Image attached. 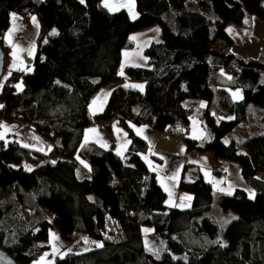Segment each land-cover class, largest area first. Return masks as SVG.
<instances>
[{"label":"trees","instance_id":"obj_1","mask_svg":"<svg viewBox=\"0 0 264 264\" xmlns=\"http://www.w3.org/2000/svg\"><path fill=\"white\" fill-rule=\"evenodd\" d=\"M135 7L132 19L101 0H0V44L7 58L3 35L10 14L36 13L40 20L32 69L14 70L0 89V120L26 122L53 146L48 153L14 137L0 139V248L17 264H38L37 253L48 247L44 242L54 227L96 243L86 251H65L52 264H264V63L232 51L235 38L228 29L246 25L251 16L264 18V0H135ZM154 24L160 40L144 49L150 65L124 67L131 79L144 81V90L117 84L93 116V96L120 79L122 51L133 46L130 33ZM53 27L56 33L42 43ZM19 79L23 88L17 91ZM235 88L242 89L238 100ZM187 98L207 101L202 116L212 138L203 139L204 148L185 133L193 111L183 103ZM112 115L129 137L123 154L83 141L85 127ZM256 115L263 132L248 137L244 151L235 140L225 142ZM141 124L159 131L171 125L189 152L196 148L215 161L239 163L255 197L240 187L215 195L200 173L193 180L183 174L178 188L192 194L190 205L167 204L142 156L148 143L135 130ZM214 171L225 172L218 163ZM214 198L237 214L225 230L226 242ZM145 234L168 249H148Z\"/></svg>","mask_w":264,"mask_h":264},{"label":"crops","instance_id":"obj_2","mask_svg":"<svg viewBox=\"0 0 264 264\" xmlns=\"http://www.w3.org/2000/svg\"><path fill=\"white\" fill-rule=\"evenodd\" d=\"M101 3L105 6V0H101ZM105 7L112 12L125 9L131 18L137 16L135 1L133 2L132 0H107V6ZM33 17L35 18L34 20ZM230 30L235 38L232 51L246 59L259 58L264 63V18L251 16L246 25H233ZM39 32L40 20L36 13H31L27 17L15 12L10 14L9 24L3 35L4 43L10 56H8L3 69L4 74L7 72L6 78L14 70H28L30 63L33 62L31 59L34 50H37L36 43ZM124 50L122 51V59L125 53ZM97 93L95 95H98ZM107 96H105L104 101L108 98ZM92 99L89 103L90 112ZM95 125L100 126L98 122H95ZM146 125L145 128L140 125L135 126L136 132L144 137L148 143V149L142 156L148 167L156 173L158 181L165 189L167 195L170 188H177V183L183 174L184 177L186 174L188 179L193 180L199 173L207 181L211 182L213 190L217 194L221 192L232 193L237 187L244 188L248 193L256 192V189L243 177L239 163L218 159L217 163L225 172L222 175L216 174L211 152L200 153L201 151H199L194 154L190 153L184 138L172 134L171 126L168 127L169 130L166 127L163 131H159L151 128L148 124ZM0 127V131L3 130L8 139L14 137L22 145L48 153L53 150L51 141L40 135L26 122L15 119L3 120L0 123ZM115 127L119 140L115 139L113 134L102 132L95 135V141L104 147L111 146L110 148L113 149L114 147L116 148V142H119L121 144L120 147L125 151L129 145V137L124 127H122L123 131L117 121L114 123L113 128ZM87 128L88 126L83 130V138ZM7 134H9L8 137ZM190 137L196 140H209L204 135L195 133L193 129L190 132ZM186 164L193 165H187L185 169L184 166ZM260 176L264 178V174ZM220 189H224V191ZM168 204L172 205L171 203Z\"/></svg>","mask_w":264,"mask_h":264},{"label":"rangeland","instance_id":"obj_3","mask_svg":"<svg viewBox=\"0 0 264 264\" xmlns=\"http://www.w3.org/2000/svg\"><path fill=\"white\" fill-rule=\"evenodd\" d=\"M133 2L135 0H132ZM137 12V10H136ZM137 15V14H136ZM136 17V16H135ZM133 19V18H132ZM228 29H231V25H228ZM56 29L53 27L49 32L47 33L46 36H44L41 39L42 43H45L48 41L49 36L53 34V32ZM130 37L133 40V46L126 48L124 51L123 59L121 57V64H120V69H119V74L123 72V75L120 74V79L114 82H109L106 84L104 87L100 89V91L97 93L98 95L93 96L92 103L90 105L91 113L94 116L95 114L100 113L105 105L104 98L106 95H109L110 91L113 89L114 86L117 84H123V85H131L133 87H136L140 90H144V81L142 80H136V79H131L126 72L124 71L125 65H136V66H149L148 62V57L144 51L145 47L150 45L152 41H158L160 40V26L159 24H154L139 30H135L130 33ZM38 47L36 43V48ZM38 50H34V53L36 54ZM33 53L31 61L34 60L35 54ZM11 55V54H10ZM10 57V56H9ZM39 57L42 59L44 57L43 52L40 51ZM32 63V62H31ZM30 63V66L28 67V71L32 69V65ZM6 74L4 72L2 73L0 77V89L2 85L5 83L6 80ZM132 83V84H131ZM17 85H20V87H17ZM142 86L137 87V86ZM16 90L19 91L23 88V82L22 79L17 80L15 83ZM232 96L235 100H238L242 97V89L241 88H235L231 90ZM108 97V96H107ZM107 100V99H106ZM187 106H193V111L190 116L188 128L186 129L185 133L187 136H190V132L192 129L195 131L197 134L204 135L206 139H211L212 138V132L209 128H207L204 125V119H203V109L207 105V101L205 99H190L187 98L183 102ZM256 114H262L261 112H258ZM227 117H231V115H228ZM3 120H0V123ZM94 121L93 124L88 126L83 141L87 140H93L95 141V135H98L100 133H106V134H113L115 136V139L119 140L120 138L118 137L116 133V127L113 128L112 130L102 128L98 125H95ZM262 119L260 116L256 115L254 116L251 120L241 122L235 129H233L231 132H229L224 140L225 142H230L231 140H235L237 147L239 150H245V141L248 137L251 135H255L259 132H263V128L261 126ZM119 124V123H118ZM116 125V124H115ZM120 126V124H119ZM140 126H143L142 128H145L147 126L146 124H141ZM169 126H167V129L169 130ZM121 129L124 131V129L121 126ZM0 136H3L4 139L6 138V133L3 132V130L0 131ZM9 135H7L8 137ZM121 144L119 142H116V148L114 147V150L118 152L119 154H123L125 151L122 150L120 147ZM111 146H107L109 148ZM200 153H204L203 151ZM194 154V153H193ZM78 159L81 163L87 164L85 159H82L80 156H78ZM213 163V160H212ZM217 164V161L215 162ZM185 178H187L185 174ZM190 180V179H189ZM192 180V179H191ZM171 186L170 184H168ZM215 195L217 194L214 191ZM192 194L190 192L181 190L178 188V183H177V188H170L168 191V195L166 194V203H171L175 207L183 208V207H188L190 205V198ZM215 204H214V209L213 212L216 215L218 219V223L220 226V234L223 240L226 242L227 239L225 237V230L227 228L228 223L233 220L235 217H237L236 212H234L231 209L224 210L220 205H218L216 199ZM95 241L89 237H86L85 234L83 233H73V235L66 236L60 234L56 228L52 227L50 229V235L49 239L44 242L48 247L44 249V252L41 256H38L35 259V262L38 264H52L55 257L57 255L63 254L65 251H76V252H81V251H86L92 247L95 246ZM144 244L145 246L152 250V251H157L159 249L165 250L168 249V246L165 241H155L152 240L148 237L147 234L144 235ZM174 256H177V253H173ZM43 258V259H42Z\"/></svg>","mask_w":264,"mask_h":264},{"label":"water","instance_id":"obj_4","mask_svg":"<svg viewBox=\"0 0 264 264\" xmlns=\"http://www.w3.org/2000/svg\"><path fill=\"white\" fill-rule=\"evenodd\" d=\"M7 61L6 53L0 44V77ZM198 144L204 148V140H198ZM0 264H17L16 260L3 248H0Z\"/></svg>","mask_w":264,"mask_h":264},{"label":"built area","instance_id":"obj_5","mask_svg":"<svg viewBox=\"0 0 264 264\" xmlns=\"http://www.w3.org/2000/svg\"><path fill=\"white\" fill-rule=\"evenodd\" d=\"M117 119H118V116L117 115H112L110 118H107L105 120L100 121L99 122V125L102 126L105 129L111 130V129H113L114 123L117 121ZM190 152L191 153H196L197 152V149L196 148H192L190 150ZM49 157H50V160L51 161H55L57 159V156L54 155V154H51ZM215 162L216 161L213 158V166H216V163ZM42 254H43V252L40 251V252L37 253V256H40Z\"/></svg>","mask_w":264,"mask_h":264},{"label":"snow or ice","instance_id":"obj_6","mask_svg":"<svg viewBox=\"0 0 264 264\" xmlns=\"http://www.w3.org/2000/svg\"><path fill=\"white\" fill-rule=\"evenodd\" d=\"M81 2H83V0H81ZM105 6H107V0H105ZM13 15H15V14H13ZM133 18H135V17H133ZM35 18L33 17V20H34ZM53 34H55V31L53 32ZM121 75H123V72H121L120 73ZM17 87H20V85H17ZM137 87H141L142 88V86H137ZM0 107H3L2 105H0ZM3 138V136H0V139H2ZM31 169H29V171H30ZM221 191H224V189H220ZM249 197L250 198H254L255 197V193L254 192H249ZM235 219V218H234ZM218 242V241H217ZM43 259V258H42Z\"/></svg>","mask_w":264,"mask_h":264}]
</instances>
